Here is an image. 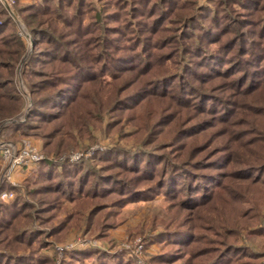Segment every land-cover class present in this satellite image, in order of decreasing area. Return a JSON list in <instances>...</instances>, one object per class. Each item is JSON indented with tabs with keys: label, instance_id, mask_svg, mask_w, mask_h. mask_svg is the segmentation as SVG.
Segmentation results:
<instances>
[{
	"label": "trees",
	"instance_id": "16d2710c",
	"mask_svg": "<svg viewBox=\"0 0 264 264\" xmlns=\"http://www.w3.org/2000/svg\"><path fill=\"white\" fill-rule=\"evenodd\" d=\"M208 1L210 7L195 11V0H98V8L93 0H16L25 30L0 3V118L23 106L14 70L25 53L24 31L33 44L21 66L32 106L23 122L7 124L12 131L37 136L46 151L58 152L73 140V131L82 137L89 125L101 122L103 108L111 114L109 132L117 129L121 114L145 102L162 104L147 116L144 151L116 146L74 163L41 160L35 178L24 180L25 195L2 181L0 191L12 190L13 197L0 199V264H51L39 250L46 245L43 224L55 236L69 221L83 216L88 227L104 209L109 218L115 213L108 205L161 192L191 217L156 237L182 246L184 253L204 241L184 264L206 254L200 264H264V253L236 242L243 223L222 222L219 229L193 223L197 209L233 203L238 191L227 188V177L264 184V106L248 101L264 90V0ZM217 125L237 132L227 138L231 143L209 149L206 132ZM256 145L262 150L254 152V160H241L234 170L237 147ZM108 196L110 203L99 202ZM64 200L76 204L53 221L65 210ZM250 212L245 217L251 221ZM210 232L217 237L209 238ZM90 253L95 264H135L99 249L69 254L83 260ZM176 257V250H167L152 262L169 264Z\"/></svg>",
	"mask_w": 264,
	"mask_h": 264
},
{
	"label": "rangeland",
	"instance_id": "374dc122",
	"mask_svg": "<svg viewBox=\"0 0 264 264\" xmlns=\"http://www.w3.org/2000/svg\"><path fill=\"white\" fill-rule=\"evenodd\" d=\"M35 1L36 0L24 2L17 0L20 4H30ZM15 3L12 5V10L4 6L5 12L8 15H12L20 29L25 30V25L16 11ZM93 4L97 8L100 6L98 0H93ZM207 7H210L208 0H195V11ZM233 7L236 10L240 9V6L237 3H233ZM25 33V31L22 33L23 35H26V38L24 39L25 53L16 64L14 70V80L16 88L23 98V106L20 111L15 114L0 118V143L12 142L14 144H22L21 142L30 141L42 152L46 160L54 164H61L64 162L74 163L80 159L90 158L94 154L103 152L107 149H114L116 146H121L124 150L129 152L144 151L145 146L142 143V139L145 138L146 133L149 131V127L147 126L149 118L147 116L150 113H154L151 108L159 109L162 107L161 103H154L152 105L151 101L150 104L152 106L150 107V104L145 102L134 110L121 114V117L117 121L119 122L117 129L109 132L106 128L109 124L111 114L107 113L106 108H103L101 111V122L89 125L88 132L82 137L73 131V140L67 141L65 147L58 152H55L52 148L51 150L46 151L43 140L37 136L24 135L19 131H12L9 129L7 124L11 122H23L32 106L30 92L21 75L23 61L33 48L31 40L28 39L27 34ZM167 62V68L175 70L172 64L169 61ZM110 79V76H106V80ZM120 92L121 89L118 94ZM107 96L113 95H108L107 93L106 97ZM248 99L249 102L257 101L260 106H264V90H261L257 94L256 92L253 93ZM164 110L166 111L167 107H165ZM242 110L248 112L247 109L243 108ZM219 126L221 125H217L215 128L213 127L206 132V138L211 142V147L209 149L231 143V141H227L226 143L227 138H229L232 133L237 132L236 128L231 127V131L228 129L229 132L225 133L224 131H221L224 129L223 126ZM260 127L262 133H264V117H262L260 121ZM237 143L238 142L232 144L239 145ZM236 150L237 154L232 162V168H234V170L240 168L241 160H254L256 154L254 152L262 149L256 145L252 147L238 146ZM38 165L39 163L33 165L27 171L25 169L19 171V173L25 175V177L20 179L16 178L17 187L15 188H18L24 195L26 194V191L23 188L24 180L26 178H35V170ZM117 170L118 169L114 168L112 172L116 173ZM2 172L3 168L0 163V183L3 181H1ZM225 182V184L228 185L227 188H234L238 191L236 192L235 197H237L235 200L234 198L232 199L233 203L230 202L225 204L224 202H220L217 203L216 208H214L211 203L199 208L197 209L198 211L194 213L195 221H193V223L197 226L205 227H207L206 225L213 224L211 227L213 228L214 226L217 229L220 227L216 226L222 222L223 224L228 223L235 226H241L243 223L242 229L235 231L237 236L236 242L246 246L254 252L263 254L264 184H251L250 180H244L241 177L236 176L230 178L227 177ZM111 199L112 197L108 196L105 199L99 200V202L102 201L106 204V202H109ZM75 204L76 203L74 202L64 200L62 206L65 210L61 209L56 212L57 217H55L53 221H59L65 217L66 212L71 211ZM107 207L115 211V213L110 214V218L108 211L104 209V211L97 214V218L94 217L91 226L85 227L84 218L82 216L78 220L69 221L71 224L63 230L58 231L55 236L49 232V224H43L41 227L43 230L41 238L45 241L46 245L39 249L41 254L47 256L50 259L51 264H62L64 261L68 264H95L96 255L93 253H90L91 256L89 258L85 257L83 260L78 258L72 259L70 257L71 254L69 253L83 252L88 249H99L105 252L109 257L118 254L123 262L154 264L152 260L155 257H158L167 250L174 249L178 252L179 257L172 259L169 264H184V261L189 258L192 251H196V249L201 251V248L204 246V241L197 242V244L190 249L184 248V253L182 246L178 247L177 245L165 243L156 237L160 233H164L166 230L175 227L179 224L181 219L184 218V220H189L191 217L189 215L190 211L180 208L177 204L170 202L164 192L157 194L152 199L130 200L119 206L108 205ZM250 210L251 212L249 214L255 215L254 218L251 217V221L245 217ZM85 213L86 211L84 214ZM47 214L49 213L45 212L42 216L45 217ZM106 218L111 222L110 225H105ZM196 231L204 232L201 229H196ZM208 234L209 238L217 237L213 232ZM57 246H62L63 250H57ZM0 247L4 248L2 245ZM13 248H15V246H13ZM209 255L210 254L201 255L195 259L194 264L202 263ZM261 260L264 262V257Z\"/></svg>",
	"mask_w": 264,
	"mask_h": 264
},
{
	"label": "built area",
	"instance_id": "2783aa9c",
	"mask_svg": "<svg viewBox=\"0 0 264 264\" xmlns=\"http://www.w3.org/2000/svg\"><path fill=\"white\" fill-rule=\"evenodd\" d=\"M3 6L12 10L15 0H0ZM22 144H14L12 142L0 143V163L3 168L1 181H5L12 187H17L15 173L20 170H28L41 160L45 159L42 152L30 141L21 142ZM13 197L12 190L0 191V199L8 201ZM57 250L62 251V246H57Z\"/></svg>",
	"mask_w": 264,
	"mask_h": 264
},
{
	"label": "crops",
	"instance_id": "0c3cea01",
	"mask_svg": "<svg viewBox=\"0 0 264 264\" xmlns=\"http://www.w3.org/2000/svg\"><path fill=\"white\" fill-rule=\"evenodd\" d=\"M21 1H24V2H31V1H34V0H21ZM27 171V170H26ZM15 179L16 178H24L25 177V175H23V174H20L19 172H17V173H15Z\"/></svg>",
	"mask_w": 264,
	"mask_h": 264
}]
</instances>
